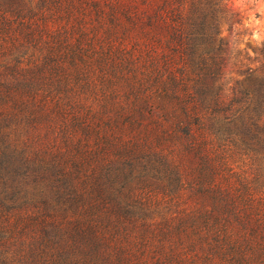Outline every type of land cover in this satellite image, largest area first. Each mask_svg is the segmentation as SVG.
Returning a JSON list of instances; mask_svg holds the SVG:
<instances>
[{
	"label": "trees",
	"instance_id": "1",
	"mask_svg": "<svg viewBox=\"0 0 264 264\" xmlns=\"http://www.w3.org/2000/svg\"><path fill=\"white\" fill-rule=\"evenodd\" d=\"M240 22L232 0H0V264H264V44L228 80Z\"/></svg>",
	"mask_w": 264,
	"mask_h": 264
},
{
	"label": "rangeland",
	"instance_id": "2",
	"mask_svg": "<svg viewBox=\"0 0 264 264\" xmlns=\"http://www.w3.org/2000/svg\"><path fill=\"white\" fill-rule=\"evenodd\" d=\"M234 10L239 13L241 22L233 27H224V35L227 40L228 52L225 65L226 78L228 80L236 77L237 59L248 64L249 60H254L260 56V49L264 44V0H232ZM240 52L241 55H238ZM238 57V58H237ZM231 165L243 167L249 170L247 160L240 159L238 155L229 156ZM143 177L152 182L151 172H142ZM157 180L154 179L153 182ZM159 184V183H158ZM156 184H144V188L153 187Z\"/></svg>",
	"mask_w": 264,
	"mask_h": 264
}]
</instances>
